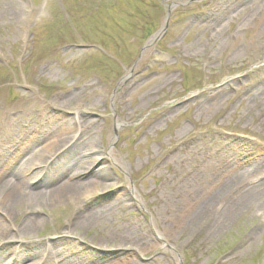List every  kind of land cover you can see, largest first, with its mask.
<instances>
[{
	"label": "rangeland",
	"instance_id": "obj_1",
	"mask_svg": "<svg viewBox=\"0 0 264 264\" xmlns=\"http://www.w3.org/2000/svg\"><path fill=\"white\" fill-rule=\"evenodd\" d=\"M263 9L264 0H0V151L27 143L21 131L47 130L42 118L52 117L56 130L40 146L61 126L78 136V125L91 122L103 154L81 174L97 186L80 208L33 204L42 225L14 242L0 238V249L24 243L47 256L64 243L84 253L55 264H264V195L227 215L203 200L213 218L200 223L172 206L194 175H210L200 196L235 166L248 183L264 182ZM58 95L70 102L52 107ZM121 197L130 204L123 212L75 226L79 210L102 212ZM22 209L6 224L11 236ZM124 232L145 234L149 245L121 249Z\"/></svg>",
	"mask_w": 264,
	"mask_h": 264
},
{
	"label": "bare ground",
	"instance_id": "obj_2",
	"mask_svg": "<svg viewBox=\"0 0 264 264\" xmlns=\"http://www.w3.org/2000/svg\"><path fill=\"white\" fill-rule=\"evenodd\" d=\"M27 12L29 16H32L33 10ZM69 102L70 100L66 99L63 95H58L50 105L52 107H60ZM28 119L30 120L31 118L28 117ZM42 119L46 120L45 126H48L47 130L35 129L24 133L21 131L20 134L22 136L24 134V138L28 137L27 143L21 142L20 145L16 143L6 145L0 151V238L8 240L9 243L14 242L16 240L15 237L18 235H32L42 225L43 220L38 215L39 213L36 210L30 211L33 204H40L44 199L56 203L70 200L80 208L82 203L88 199L90 188L97 186V181L94 177L85 181L81 180V174L89 172L98 161L97 156H103L102 153L93 147L92 129L89 128L91 122H84L78 125V136H70L69 129L61 126V129L64 128L62 134L54 136L50 144L40 146L38 142L56 130L52 117L49 119L44 117ZM11 135L12 138L16 136L14 133ZM73 141L78 146L74 143L72 144L74 147L70 146L68 149H65ZM76 147L80 148L78 156L76 155L77 157L74 155L77 152ZM112 154L110 151L108 156L115 160ZM121 166L126 171L125 166L123 164ZM253 167L255 168V164ZM234 168L235 170L232 171L230 176L220 178L218 184L215 182L216 189L209 193V195L200 196L199 186L201 178H197L194 175V179L189 184H186L181 200L174 201L172 206L175 209L186 206L184 212H186L185 219L187 223H200L203 220L213 218L211 214L212 210L207 211L206 207L205 209L202 208L203 200H216L217 203L212 205V208H214L213 212H215L218 206H221L222 210H227L226 215L230 213L233 207L252 206L264 195V182L261 181L258 185L250 184L248 183L249 179L247 180L248 175L242 174L237 166ZM97 171L96 175L100 173L99 169ZM94 173L92 174L94 175ZM195 174H197V171H195ZM45 175L52 178L50 184L47 183L48 185L40 191L37 189L31 190V183L38 180L39 184V180ZM204 175L207 178L204 182L201 180L203 184L210 181V175ZM28 199L35 203L28 204ZM129 206L130 204L123 201L121 197L116 202L105 207V211L102 212L79 210L76 213L77 220L75 226L80 227L86 223L100 220L102 217H105L106 211L108 214H119ZM16 207L23 208L22 213L24 217L20 227L14 229L16 236H11L9 232L11 230L6 227V224L13 219ZM118 241V246L121 249L132 250L134 252L137 249L141 250L147 247L150 239L145 234L138 235L124 232ZM9 243L0 249V264H25L31 259H33L32 264H55V258L62 259L63 257H68V260L76 261L83 259L84 255L76 245L73 247V251L79 254L73 255L74 252L65 248L67 245L64 243H58V245L54 243L55 247L51 246L47 256L41 253V251L27 250V245H23L24 243L21 244L22 246L19 249H16L14 246L11 247ZM18 243H21V241H18ZM69 253H72V256H68ZM122 263L135 264L134 261H130L129 259H126ZM56 264L64 263L60 262Z\"/></svg>",
	"mask_w": 264,
	"mask_h": 264
},
{
	"label": "water",
	"instance_id": "obj_3",
	"mask_svg": "<svg viewBox=\"0 0 264 264\" xmlns=\"http://www.w3.org/2000/svg\"><path fill=\"white\" fill-rule=\"evenodd\" d=\"M171 9H172V7L170 8V10H169V14L171 13ZM169 19V18H168ZM167 24H168V20H167V22H166V25H165V27H164V29H163V31H165L166 30V28H167Z\"/></svg>",
	"mask_w": 264,
	"mask_h": 264
}]
</instances>
